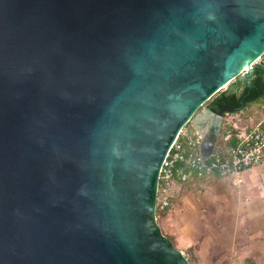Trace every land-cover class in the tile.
I'll use <instances>...</instances> for the list:
<instances>
[{"label":"water","instance_id":"1","mask_svg":"<svg viewBox=\"0 0 264 264\" xmlns=\"http://www.w3.org/2000/svg\"><path fill=\"white\" fill-rule=\"evenodd\" d=\"M261 58L264 0H0V264H189L159 168L183 127L211 158L234 109L199 108Z\"/></svg>","mask_w":264,"mask_h":264},{"label":"crops","instance_id":"2","mask_svg":"<svg viewBox=\"0 0 264 264\" xmlns=\"http://www.w3.org/2000/svg\"><path fill=\"white\" fill-rule=\"evenodd\" d=\"M262 111L263 117L264 105ZM228 115V118L224 117V120L238 114L228 113ZM259 176L264 180V163L243 174L245 183L250 182L251 187L255 183L260 186L258 195L255 198L252 197L250 203L246 204V207L249 205L252 207L247 217L250 218L254 227H261L256 233L244 234L241 215H235L234 212L230 213L227 210L230 205L229 199H221L222 205L225 206V212L213 211V213H209L212 215H204L201 208L197 207L198 211L193 210L196 207L193 208V205L190 204L191 199L187 195H183L180 204H176L166 214L163 221L165 222L164 228L168 231L167 235L177 250L184 252L186 247H190L192 260H195L196 264H241L245 258H249L250 254L251 259H254L256 252H264V234L260 233L264 230V187L261 179L258 182ZM206 181L210 182V187L215 186V183L226 184L219 177H213ZM180 188L181 186L178 184L174 186L172 202L175 201L176 192L178 193ZM242 205V201H240L239 211ZM257 263L259 262L257 261Z\"/></svg>","mask_w":264,"mask_h":264},{"label":"built area","instance_id":"3","mask_svg":"<svg viewBox=\"0 0 264 264\" xmlns=\"http://www.w3.org/2000/svg\"><path fill=\"white\" fill-rule=\"evenodd\" d=\"M228 126L230 130L219 137L222 142L217 143L213 155L204 164L198 154L200 136L195 133L190 139L185 127L178 132L158 171L155 210L171 207L176 184L182 186L193 177L202 180L219 177L231 188L240 189L244 172L264 163V116L241 131ZM231 136L235 139L234 144L227 145Z\"/></svg>","mask_w":264,"mask_h":264},{"label":"rangeland","instance_id":"4","mask_svg":"<svg viewBox=\"0 0 264 264\" xmlns=\"http://www.w3.org/2000/svg\"><path fill=\"white\" fill-rule=\"evenodd\" d=\"M262 59H259L255 64H259L260 61ZM242 74L239 75V77H237L236 79H234L231 83H229L223 90H221L218 94L222 93V92H236L237 94L240 93V90L238 88V83L240 81H242ZM217 96V95H216ZM209 101H207L205 104H203L202 107L199 108V110L201 109H205L207 104ZM264 105V99H259L249 105H247L246 107L243 108L240 107L236 110H234L233 113H236L238 115L236 116H231L229 117V119H225V128L222 129L220 138L224 135V132L226 130V128L230 129V127L228 126L230 124V126H234L235 128L239 129L240 131L243 130V128L245 126H248L249 124L252 123H256L258 122V120L262 117L263 108ZM198 110V111H199ZM230 115V114H229ZM225 116L228 118V116ZM227 120L230 121V123L227 124ZM232 124V125H231ZM232 128V127H231ZM224 131V132H223ZM227 132V131H226ZM246 172V171H245ZM244 172V173H245ZM245 178V176H244ZM261 182L263 184L264 187V180H262L261 176H259L258 182ZM215 186H211L210 187V182L206 181V180H201V181H193V182H189V183H185L181 186V188L178 190L177 197L175 198V201L172 202L171 207L168 209V211L163 214L162 216H157L156 217V224L158 225V227L161 230V233L170 240L169 235H167V230L164 228L165 222L164 221V217L166 216V214L176 206V204H180L181 202V198L183 197V195H187L191 200H190V204L193 205V208L196 207V210L198 211V208H201V212L206 215H212L213 211H217V212H225L224 210V205H222V201L221 199L227 198L230 200V205L228 206V211L230 213L234 212V214H240V218L243 219L242 222V226L243 229L242 231L244 232L245 235H251V233H256V231L260 228H256L254 227V224H252V221L250 220L249 217H247L248 213H250L252 207L251 205H249L248 207H246V204L248 202V204L251 201V198H255L258 195V190L260 188L259 185L251 184L250 182H246L244 180V183L242 184L240 189H235V188H231V186H229L228 184H222V183H215ZM262 188V187H261ZM191 190H193L191 193H189ZM242 201V206L240 207L241 210L239 211V202ZM189 205V203H188ZM198 207V208H197ZM210 212H212L211 214H209ZM264 234V230H262V232ZM174 246V244H173ZM175 247V246H174ZM176 248V247H175ZM177 249V248H176ZM182 254L186 257V259L188 260L189 264H196L195 260L193 259L192 256V249L190 247H186L185 251L182 252ZM254 256V255H253ZM257 261L259 263H257ZM241 264H264V252H256L254 259H251V254L249 256V258H245L244 262Z\"/></svg>","mask_w":264,"mask_h":264},{"label":"trees","instance_id":"5","mask_svg":"<svg viewBox=\"0 0 264 264\" xmlns=\"http://www.w3.org/2000/svg\"><path fill=\"white\" fill-rule=\"evenodd\" d=\"M238 88L240 90V93L237 94L236 92H222L220 94L214 95L208 102L206 108H214L216 111H219L224 108L229 109H238L243 106L246 107L247 105L259 100L264 99V84L262 79V73L258 68L254 69L250 77L247 78L246 82L240 81L238 83ZM230 129L226 128L224 135L226 134V131H229ZM222 142V140H219V144ZM227 145H233L234 139L231 136V139L229 142L226 143ZM201 181L202 179H197L193 177L188 181ZM168 211L166 210H155V215L162 216ZM156 216V217H157Z\"/></svg>","mask_w":264,"mask_h":264},{"label":"flooded vegetation","instance_id":"6","mask_svg":"<svg viewBox=\"0 0 264 264\" xmlns=\"http://www.w3.org/2000/svg\"><path fill=\"white\" fill-rule=\"evenodd\" d=\"M256 68H258L260 70V72L262 73V75H263L264 74V61L261 60L260 63L257 64V67H255L254 69H256ZM209 110H215V109L214 108H209Z\"/></svg>","mask_w":264,"mask_h":264},{"label":"bare ground","instance_id":"7","mask_svg":"<svg viewBox=\"0 0 264 264\" xmlns=\"http://www.w3.org/2000/svg\"><path fill=\"white\" fill-rule=\"evenodd\" d=\"M247 65H248V64L246 63V65H245L244 69H247V67H248Z\"/></svg>","mask_w":264,"mask_h":264}]
</instances>
